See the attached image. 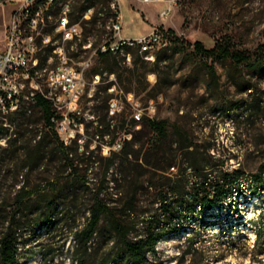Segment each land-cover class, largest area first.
I'll return each instance as SVG.
<instances>
[{
	"label": "rangeland",
	"instance_id": "1",
	"mask_svg": "<svg viewBox=\"0 0 264 264\" xmlns=\"http://www.w3.org/2000/svg\"><path fill=\"white\" fill-rule=\"evenodd\" d=\"M65 1L60 0L54 6L51 10L53 17L61 13V3ZM173 1L176 4L171 15L163 18L161 12L169 5L168 1L143 3L138 0H121L123 34L145 35L159 27L164 34V41L158 49L169 48L166 59L159 65L154 62H148L144 66L140 64V73H144V85L133 82L135 95L143 106L153 99L157 106L155 118L168 119L171 123H179L187 128L202 149L211 146L212 152L226 160V167L229 169L243 168L248 172L256 170L264 160V75H248L255 88L241 92L229 77L233 67L217 63L219 86L216 90H210L206 84L210 75L207 74L204 60L193 59L182 52L173 38L191 43L202 41L210 48L217 40L228 36L240 48L255 49L264 43V0ZM20 3L21 0H3L0 3V46H3L5 27L12 11ZM88 3L95 4L96 9L100 10L108 5L109 0H76L71 3V16L78 19ZM105 13L103 21L110 16V11ZM108 23L102 22L101 27L88 24L86 31L88 34L99 35L110 33ZM56 28L58 30V22H51V30ZM81 50V45L72 47L67 44L70 55L77 56ZM51 53L52 49L40 51L41 62H47ZM117 59L122 60L118 56ZM130 66L117 64L113 57H98L88 77L92 78L97 70H114L118 86L126 92L130 85ZM106 88L107 84L103 83L93 90L92 96L87 94L83 99L81 108L85 120L83 136L86 142L83 147L78 141L72 143L76 171H64L66 162L57 159L52 153L42 158L40 167L33 170L23 168V155L33 150L34 144L43 135V120L39 109L33 111L39 117L37 124L16 127L19 140L11 150L5 152L3 149L8 145L9 136L0 137V203L7 202L8 210L12 209L21 184H28L29 187L45 186L52 178L61 177L62 184L65 185L68 182L66 177L71 172L73 179L85 173L90 178V188L80 184L77 188L63 191V203L58 208L59 217L55 224L36 231L30 230L21 238L28 239L22 249V264H69V252L74 243L71 233L75 227L82 226L89 215L87 207L91 197L90 189L104 188V193L108 192L106 196L112 204L119 210L130 211V221L137 223L134 235L144 232V217L151 214L149 209L158 196L157 190L147 189V182L144 185V182L132 179L133 183L122 186L121 171L113 173L110 170L109 175L104 176L108 162L106 157L109 155L104 143L123 136L122 121L127 118L131 122L134 110L124 97V109L115 120V129L104 130L110 134L103 137L102 127L106 129L111 122L108 116L110 93ZM33 131H38V135L29 145L28 140L33 136ZM133 131H136L138 138L144 139L149 130L141 124L140 128L133 127ZM14 132V127H11L9 133H12V137L16 136ZM91 151H94L93 156L89 154ZM139 163L142 166H137V172L142 175L140 179L144 180L148 176L144 171V159ZM177 170V167H171L164 175H172ZM118 182L120 185L116 186ZM135 190L138 198L136 209H127V199ZM45 191L50 194L48 189ZM263 210L264 201L247 193L221 210L207 213V223L195 221L193 215L188 220L187 229L160 241L149 258L153 264H264V253H256L257 234L252 221ZM44 211L47 209L36 211L35 215Z\"/></svg>",
	"mask_w": 264,
	"mask_h": 264
},
{
	"label": "trees",
	"instance_id": "2",
	"mask_svg": "<svg viewBox=\"0 0 264 264\" xmlns=\"http://www.w3.org/2000/svg\"><path fill=\"white\" fill-rule=\"evenodd\" d=\"M90 5L95 4H86L82 12ZM105 12L106 7L101 8L90 21H84L85 29H88V24L96 26L98 13L106 15ZM173 41L182 52H186L193 59L204 60L207 74L210 75L206 81L210 90H216L219 86L217 63L230 64L233 67L229 77L241 92L255 88L248 75H264V43L259 44L255 49H248L238 47L228 36L220 38L210 48L202 41L191 43L177 37H174ZM168 50L167 47L157 49L155 65L166 59ZM101 57L104 59L113 57L116 63H119L115 55L102 54ZM148 62L137 52L134 54L133 62L129 67L130 85L126 92L135 93L133 89L135 81L144 85V73H140L139 66L140 64L144 66ZM103 71L101 69L95 73H103ZM110 72L115 71L110 70ZM35 109L41 112L43 135L34 144V149L23 155V168L33 170L40 167L42 158L52 153L57 159L66 162L64 171H76L72 143L77 141L65 143L53 120L55 116L57 117L54 106L50 100L41 95H38L37 104L30 113L22 109L18 113L0 119V137L9 136L4 151L11 150L17 144L19 140L17 126L21 127L25 124L28 126L39 122V117L37 118L33 112ZM141 124L149 130L144 135V139L138 138L136 131H133L135 120L132 119L130 122L126 118L122 121L123 129L130 132L132 137L125 138L121 150H111L106 157L108 162L104 176L107 177L110 170L113 173L121 171L122 186L130 185L133 183L132 180H136L144 182V185L147 182V189L157 190L158 196L149 209L151 214L144 217V232L134 235L137 223L130 221V211L119 210L112 204L107 199L108 192L104 193V188L90 189L91 197L87 207L89 215L83 225L75 227L71 233V240L74 243L69 252V264H153L149 254L155 252L160 241L187 229L188 220L193 215L195 221L207 223L205 219L207 213L216 209L221 210L247 193L264 201V160L253 171L248 172L243 168L229 169L222 156L212 152L211 146L202 149L188 129L179 123H171L168 119L144 117ZM116 125L110 122L106 129L102 127L101 132L111 131ZM11 127H14L15 137L9 133ZM105 131L103 137L110 134L109 131L107 133ZM36 135L38 131H33V136L28 140L29 145ZM115 140L114 137L112 141L106 143L112 145ZM93 153L94 151H91L90 156H93ZM143 159L144 171L148 174L144 180L140 179L142 175L137 172V166L141 165L139 161ZM171 167H177L178 170L171 173L172 175H164V172ZM72 176L71 172L66 177L68 182L65 185L62 184L61 177L52 178L45 186L29 187L28 184H21L12 203V209L8 210L7 202L0 203V264L23 263L22 249L25 248L28 239L21 238L30 230L36 231L56 223L55 220L59 217L58 208L63 203L61 198L64 190L77 188L80 184L90 188V178L87 173L75 179ZM120 182L116 186L120 185ZM46 189L50 194L46 193ZM137 203L135 190L128 197L125 206L133 210L136 209ZM44 208L47 211L35 215L36 211ZM252 221L256 226L258 246L256 253L262 254L264 253V210Z\"/></svg>",
	"mask_w": 264,
	"mask_h": 264
},
{
	"label": "built area",
	"instance_id": "3",
	"mask_svg": "<svg viewBox=\"0 0 264 264\" xmlns=\"http://www.w3.org/2000/svg\"><path fill=\"white\" fill-rule=\"evenodd\" d=\"M32 1H39V9H32ZM56 1L21 0L20 5L12 11L5 27L3 46H0V119L18 113L22 108H29L30 113L37 104L38 95H41L52 102L57 115L53 120L65 143L76 140L83 147L86 142L83 136L85 120L81 105L84 97L87 94L92 96L93 90L103 83L107 84L111 95L108 116L112 125L122 113L125 100L134 108L132 119L136 121L137 128H140L144 117L155 118V101L152 99L143 106L134 92H125L118 86L115 72L104 70L103 73H94L92 78L88 77V73L102 54L117 57V53H124V60H119V63L125 65L132 64L136 52L143 59L154 62L156 51L164 41L162 30L155 27L145 35H124L121 0H109L105 6L110 16L103 21L105 15L98 13L97 26L101 27L102 22H111L110 33L88 34L84 21H90L99 11L96 6H88L80 19L76 20L71 16V3L76 0H70L63 13L50 17L51 4ZM138 1H168L169 5L161 12L163 18L171 15L176 4L173 0ZM51 22H58V30H51ZM67 44L72 47L81 45L82 50L77 56L70 55ZM143 45H152V52H143ZM44 49H52V59L41 62V68H34L39 51ZM131 137L132 134L124 129L123 136L118 137L112 145L104 143L107 153L121 150L125 138Z\"/></svg>",
	"mask_w": 264,
	"mask_h": 264
},
{
	"label": "bare ground",
	"instance_id": "4",
	"mask_svg": "<svg viewBox=\"0 0 264 264\" xmlns=\"http://www.w3.org/2000/svg\"><path fill=\"white\" fill-rule=\"evenodd\" d=\"M59 2H60V0H57L55 3H52L51 4V10ZM69 2H70V0H66L65 2L61 3V13H63L64 10H66V8L69 5ZM32 9H39V1H32ZM71 10H72V7H71ZM50 17H53V13H51V12H50ZM107 27H108L109 31H111V22H109L107 24ZM56 30H57V28H56ZM143 52H152V45H143ZM49 56L50 57L48 58V60H51L52 59V53ZM117 56L120 57L122 60H124V53H117ZM34 68H41V59L39 57V54H38V61H34ZM22 109L29 111V108H22Z\"/></svg>",
	"mask_w": 264,
	"mask_h": 264
},
{
	"label": "crops",
	"instance_id": "5",
	"mask_svg": "<svg viewBox=\"0 0 264 264\" xmlns=\"http://www.w3.org/2000/svg\"><path fill=\"white\" fill-rule=\"evenodd\" d=\"M5 23V22H4ZM142 34H144V33H142ZM141 35V34H140ZM128 37H135V36H128Z\"/></svg>",
	"mask_w": 264,
	"mask_h": 264
}]
</instances>
